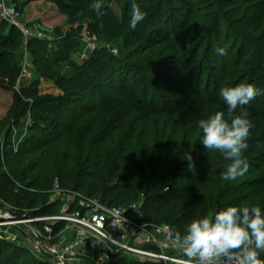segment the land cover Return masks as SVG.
I'll list each match as a JSON object with an SVG mask.
<instances>
[{
  "label": "trees",
  "instance_id": "trees-1",
  "mask_svg": "<svg viewBox=\"0 0 264 264\" xmlns=\"http://www.w3.org/2000/svg\"><path fill=\"white\" fill-rule=\"evenodd\" d=\"M144 1L146 16L134 29L129 26V2L120 16H106L104 7L98 17L88 7L91 0H77L70 11L62 10L70 28L64 34L56 27L55 34L64 39L77 36L80 30L75 23L91 18L94 23L88 35L99 41L115 42L128 33L141 42L144 52L162 46L160 53L143 56L132 66L134 54L111 56L110 63L99 66L97 81L89 78L81 84L79 78L86 76V66L73 65L61 53L47 55L40 38L26 40L33 64L62 96L47 99L33 91L26 94L27 101L17 99L10 115L18 119L29 114L32 124L16 151L5 144L4 166L19 168L37 149L61 134L72 133L74 124L64 132V122L69 124L74 117L76 123L81 118L87 122L77 131L78 140L71 151L49 168L39 166L32 180L20 177L19 184H13L0 173L1 200L16 208H37V202L45 208L55 186L97 197L107 206H127L139 200L142 219L152 225H167L171 235L183 232L193 218L212 216L228 205H259L264 210V110L259 108L264 109V95L243 106L252 123L244 152L249 167L234 181L221 179L224 162L218 153L206 152L197 125L198 120L217 111L226 113L219 96L222 87L246 82L264 90V0H210L207 10L199 14L194 4L197 0ZM56 3L61 8L64 2ZM181 29L183 34L171 39ZM222 31L224 45L232 40L228 48L223 47L226 56L217 55L218 43L213 39ZM23 43L21 31L10 25L0 40L1 85L16 82L19 67L15 55ZM253 47L257 53H249ZM201 51L213 66L221 64L220 74L204 77V62L198 60ZM66 61L71 73L57 74L53 65ZM51 101L60 107L70 103L68 114L49 118L48 113L56 109L42 105ZM188 152L191 167L183 159ZM113 263L162 264L128 263L123 258ZM0 264L51 263L0 239Z\"/></svg>",
  "mask_w": 264,
  "mask_h": 264
},
{
  "label": "rangeland",
  "instance_id": "rangeland-1",
  "mask_svg": "<svg viewBox=\"0 0 264 264\" xmlns=\"http://www.w3.org/2000/svg\"><path fill=\"white\" fill-rule=\"evenodd\" d=\"M7 1L19 10V12L21 13V22L24 25L30 28L37 26L42 31V36L40 37V39L43 41V46L47 55L53 56L56 53H61L67 56L68 60L72 62L73 65L86 66V76L79 78L80 83L83 85L88 82L89 78H92L97 81L98 77L100 76L99 66L103 62L110 63V57L113 55L116 56V58H125V56L129 54H134L135 57L130 63L132 66L133 64L140 63L142 61L143 56L156 55L161 52L162 46L151 47L152 49H149V51L144 52V48L142 47L141 42L138 41L136 37H134L132 34L128 33L115 42L107 43L99 41L95 37H91L88 35L89 28L94 23L91 18H83L82 20L75 23V28L80 30L77 36L64 39L63 36L56 35V27H59L61 29V32L64 34L67 32V30H69L70 26L67 23V15H65L63 12L70 11L73 7V4H77V0H63L64 3H61V8L57 5L56 0ZM246 1L254 2L252 0ZM125 2H129V0H105L104 4L106 10L104 11V14L106 16H108L109 14H115L117 16H120L123 12V5L125 4ZM135 2L137 3L141 11L147 6L144 0H135ZM207 2H210V0H197L194 3L195 6L199 8L196 14L203 13V11L207 10ZM0 26L1 40L5 37L6 34H8V30L10 27V25L1 18V10ZM183 32L184 29L174 32L171 36V39L182 35ZM213 39L216 40V43H218V48H228L232 42V40L230 39L228 41V44L224 45V31H222L219 38L218 36H214ZM23 40L24 43L21 45L20 49L15 55V60L19 67L18 78L16 82L14 83V85H10L9 81H5L3 85L0 84V173L6 176V178H4L3 180H11L13 184H19L20 177L22 178V180L25 181L32 180L38 174L39 166L43 165L45 168H49L54 161H58L64 158L69 153V151H71L74 143L78 140L77 131L81 130L87 122L85 119L81 118V122L78 121L76 123L74 122L75 115H73L72 117L74 118H72V121L69 122V124L68 122H64L65 124L62 128L64 132L70 130L72 129L71 124L73 123L74 125L72 133L61 134L49 145L37 149L35 152L28 156L26 162L23 164V166L19 168L9 169L8 167L4 166V161L6 159V157L4 156L5 144H9V148L12 151H16L18 144L22 140H24V138L28 135L29 131L27 130V128L32 124V119L29 114H26L18 119H13L12 115H10L12 109H16L17 99H20L25 102L28 100L25 97L26 94L33 91H36L40 97H44L47 99L59 98L60 96H62V93L54 86L53 81L42 77V73L35 67V65L33 64L32 55L25 46L26 39L24 37ZM144 42L148 45L152 44V42L148 40H144ZM250 50L251 51H249V53L257 51L254 47ZM202 55L203 52L201 51L198 54V60L202 59L201 61L204 62V66L202 69L204 72V77L208 76V74H212V76H217L218 74H220V72H222L221 68L223 67L220 63L217 67L213 66L212 61L209 59V57L205 59ZM67 61L53 65V68L56 70L57 74L68 75L71 73L72 70L68 66ZM35 82L36 84L33 85V83ZM42 106L44 108H52V110L56 109L54 112L48 113L47 116L51 118L52 116H56L58 114H60L61 116H65L66 114H68V107H71V104L65 103L64 107H60L51 101L44 103ZM259 108L260 110H264L261 107ZM60 198L61 195H59L57 192H50L49 200L53 201H51L50 205H47L45 208H43L45 205H41L40 202H37V213H55L58 209ZM5 204L7 206L9 205L6 202ZM5 204L0 205V207L4 209L7 208ZM40 210L42 211L39 212ZM43 224V222L38 223L36 225L37 229L41 228ZM62 225L64 224H57V228H61ZM17 232L18 231L16 229L11 227L8 229L7 234L5 235H24V233L22 232L20 234ZM45 235H47V232H45ZM70 236L71 228L70 231L68 229V234L66 238H69ZM24 241L27 243L28 246H30V240ZM121 258L126 260V262L128 263L146 262L142 261L139 257L133 254H124L119 251L115 253L106 254L102 256V259L100 260L96 258H86V261L89 264H115L113 262H116Z\"/></svg>",
  "mask_w": 264,
  "mask_h": 264
},
{
  "label": "built area",
  "instance_id": "built-area-1",
  "mask_svg": "<svg viewBox=\"0 0 264 264\" xmlns=\"http://www.w3.org/2000/svg\"><path fill=\"white\" fill-rule=\"evenodd\" d=\"M0 10L1 18L17 27L26 40L42 36L37 26L30 28L21 22V13L7 0H0ZM54 191L61 198L53 214H39L38 208L7 206L0 199V205L7 206L0 207V239L27 248L33 257L51 264H89L86 258L100 260L118 251L146 262L185 264L187 258L170 242L169 227L152 225L142 219L141 201L127 206H107L99 198L78 191L58 186L50 192ZM41 222L43 226L37 229ZM57 224L64 225L57 228ZM11 227L24 235L6 236ZM70 228L71 236L66 238ZM24 240H30V246Z\"/></svg>",
  "mask_w": 264,
  "mask_h": 264
},
{
  "label": "clouds",
  "instance_id": "clouds-1",
  "mask_svg": "<svg viewBox=\"0 0 264 264\" xmlns=\"http://www.w3.org/2000/svg\"><path fill=\"white\" fill-rule=\"evenodd\" d=\"M130 3V27L135 28L144 20L135 2ZM89 9L97 16L103 15L104 0H91ZM219 56H226L227 50L217 48ZM264 90L252 83L241 82L235 86H225L219 96L227 107L226 113L217 111L197 121L200 143L207 153H218L223 171V181H234L248 170L244 152L248 148V138L252 123L244 110ZM237 109L241 111L237 113ZM183 159L191 167V152ZM171 244L187 258L185 264H264V210L259 205H228L212 216L193 218L183 232H174Z\"/></svg>",
  "mask_w": 264,
  "mask_h": 264
}]
</instances>
